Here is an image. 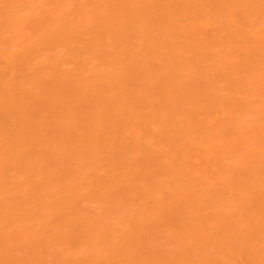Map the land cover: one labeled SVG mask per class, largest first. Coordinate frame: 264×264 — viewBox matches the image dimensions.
Masks as SVG:
<instances>
[{
	"label": "bare ground",
	"instance_id": "bare-ground-1",
	"mask_svg": "<svg viewBox=\"0 0 264 264\" xmlns=\"http://www.w3.org/2000/svg\"><path fill=\"white\" fill-rule=\"evenodd\" d=\"M0 264H264V0H0Z\"/></svg>",
	"mask_w": 264,
	"mask_h": 264
}]
</instances>
